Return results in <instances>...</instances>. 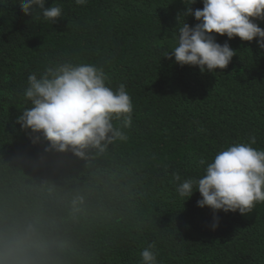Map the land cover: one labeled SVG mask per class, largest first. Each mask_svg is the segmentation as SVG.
<instances>
[{
    "label": "trees",
    "instance_id": "1",
    "mask_svg": "<svg viewBox=\"0 0 264 264\" xmlns=\"http://www.w3.org/2000/svg\"><path fill=\"white\" fill-rule=\"evenodd\" d=\"M60 2L53 24L36 23L18 0L0 3V227L35 224L43 264H140L149 244L159 264H264V203L247 215L214 214L197 206L198 191L187 201L176 192L203 175L199 156L211 162L252 136L264 149V49L215 34L237 54L227 68L201 72L165 56L178 23H198L181 14L184 0ZM63 59L102 66L114 89L125 84L134 105L126 143L89 147L84 158L45 152L42 134L33 144L16 123L31 106L28 76Z\"/></svg>",
    "mask_w": 264,
    "mask_h": 264
},
{
    "label": "clouds",
    "instance_id": "2",
    "mask_svg": "<svg viewBox=\"0 0 264 264\" xmlns=\"http://www.w3.org/2000/svg\"><path fill=\"white\" fill-rule=\"evenodd\" d=\"M7 0H0L6 3ZM89 0H75L86 5ZM26 15H33L36 23L56 22L63 17L60 0L46 7L47 0H18ZM187 5L181 13L194 16L198 23L190 26L178 23L177 42L165 55L174 56L181 66H198L201 72L228 67L237 52L230 44H220L216 35L229 40L255 41L264 49V28L255 20H264V0H202L203 7L193 10L197 0H184ZM180 14V16H181ZM179 16V17H180ZM178 17V21H179ZM176 27V28H177ZM26 106L16 123L35 135L33 144L49 142L45 152H67L84 158L89 147H107L115 141L126 143L129 135L124 131L133 123L134 105L125 84L110 86V76L102 66L74 63L63 59L46 67L39 76H28L24 91ZM114 121H119V125ZM256 138L224 147L209 162L206 157L195 159L203 175L184 179L177 184L180 198L189 200L199 192L200 208L209 207L214 214L239 212L247 215L257 204L264 203V149L254 148ZM175 181L180 176L173 174ZM219 216L214 215L211 227H219ZM41 234L33 223L23 226L0 227V264H43L39 247ZM140 264H159L155 244H149L140 253Z\"/></svg>",
    "mask_w": 264,
    "mask_h": 264
}]
</instances>
